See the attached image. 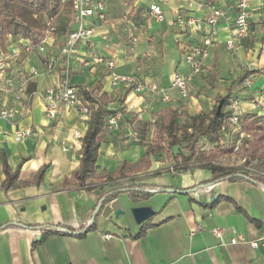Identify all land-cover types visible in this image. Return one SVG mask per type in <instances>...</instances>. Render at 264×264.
<instances>
[{"label":"crops","instance_id":"0c3cea01","mask_svg":"<svg viewBox=\"0 0 264 264\" xmlns=\"http://www.w3.org/2000/svg\"><path fill=\"white\" fill-rule=\"evenodd\" d=\"M152 2L105 0L108 20L87 17L85 25L95 26L90 44L97 54L116 60L115 71L134 74L142 82L169 89L170 102L160 100L150 89L134 92L114 88L108 68L96 63L91 46L85 42L78 44L71 58L73 84L98 95L106 92L110 96L109 108L125 109L119 129H107L102 134L97 172L117 170L123 161L137 162L153 140L156 122H161L169 107L179 110L180 123H188L191 115L211 112L218 95L230 91V96L240 99L244 112L240 130L230 129L228 136L221 133L217 142H210L215 147L209 151L226 149L234 134L237 141L252 139L251 133L242 128L245 117H264V109L255 108L256 98L264 93L262 1L251 0L250 33L237 39L232 49L226 42L233 35L238 14L235 0H168L162 3L163 20L150 15ZM212 7L221 8L225 15L209 44L207 72L193 78L189 96L183 97L179 90L171 88L172 77L175 72H189L184 51L205 43L210 36L212 26L206 17ZM72 17L71 3L63 4L52 20L58 27L57 34H45V52L25 51L23 43L30 40L11 34L4 44L0 43V109L14 110L11 120L0 121V264H264V180L217 179L210 169L198 167L197 162L179 168L173 159L172 164L165 163L164 159L171 158L158 153L152 155L149 171L138 173L134 182L126 178L105 183L103 188L95 187L94 174L87 178V187L70 181L81 164L90 114L72 107L50 119L43 96L64 72L62 63L47 72L44 59L46 55L59 54L73 27ZM179 17L195 22L183 26ZM17 44L22 50L21 58L4 59L2 52ZM31 66L37 67L39 74L31 75ZM250 75L252 86L243 88V81L235 83L240 76ZM20 87L25 90L18 93ZM144 122L150 123L148 130L153 127L151 141L141 140L149 138V131L148 136L139 134ZM21 126H33L34 132L16 141L14 135ZM75 131L81 136H75ZM4 159L13 173L18 171L7 188L3 186ZM43 166L46 170L37 181L34 178ZM137 185H142L143 191L149 190L148 199L134 202L124 191L94 219L105 193ZM164 187L177 191H164ZM137 205H151L155 213L138 224L131 211ZM118 209L122 211L116 214ZM92 224L84 235L76 234ZM215 227L222 229V238L215 236ZM48 228L73 233L60 230L43 236ZM238 235L246 240L232 243ZM37 236L41 238L37 240ZM256 239L259 245L254 247L251 241Z\"/></svg>","mask_w":264,"mask_h":264},{"label":"trees","instance_id":"16d2710c","mask_svg":"<svg viewBox=\"0 0 264 264\" xmlns=\"http://www.w3.org/2000/svg\"><path fill=\"white\" fill-rule=\"evenodd\" d=\"M65 3H71V0H0V43L4 44L7 35L20 36L28 38L33 43H38L45 37L46 20L52 19L58 15L61 7ZM246 77L240 76L235 80V83H241ZM81 92L84 98L93 104L89 106L90 121L83 140V154L81 164L76 169L70 181L77 183L80 186H86V180L94 174L97 184L103 188L105 183H116L123 179L130 178L133 182L136 180V175L141 172H148L152 166V155L165 153L168 158L175 161V165L179 168H186L190 162H197L198 167L208 168L212 171L214 178H222L229 180H237L240 178H251L262 183L263 177L257 175H249L242 171L240 166H230L219 164L210 161L204 153L206 150L198 153V142L201 137H205L209 142L214 143L219 140L223 119L226 114L225 106L231 97L229 91L226 95H218L213 109L209 113H199L189 116L188 123H180L179 118L181 113L178 109L167 108L162 116L159 125L156 124L153 132V140L147 145L145 152L140 156L135 163L123 161L120 168L112 172L107 169H102L97 172V159L99 156V147L102 142V134L107 130V117L114 112L108 107L110 96L103 92L101 95L94 94V90L81 87ZM150 123L144 122L140 128V133L145 136L148 132ZM264 127V117L257 114H248L245 117L242 128L243 131L251 133L253 138L245 137L240 148L244 147L243 152L246 155L250 154L252 145L255 140H264V135L258 133V130ZM254 132H251V131ZM246 144L248 146H246ZM239 148V149H240ZM187 151V152H185ZM203 153V154H202ZM241 169V170H240ZM46 170L43 166L35 176V180L42 179ZM4 171L6 179L3 186L9 187L18 171L12 172L6 159H4ZM159 171H154L149 174V177L157 175ZM65 181L68 178L64 179ZM90 189L91 187L88 186ZM142 185L129 186L127 188L114 189L105 193L101 207L94 215V219L100 215L103 207L120 193L127 191L130 198L134 202L146 200L151 195L149 192L143 191ZM144 223V222H143ZM93 224L85 231L76 232L78 235H84L87 230H90ZM144 227V226H143ZM60 230L48 228L43 236ZM71 231H63V233H73ZM62 232V231H60ZM141 235L139 233L137 236Z\"/></svg>","mask_w":264,"mask_h":264},{"label":"built area","instance_id":"2783aa9c","mask_svg":"<svg viewBox=\"0 0 264 264\" xmlns=\"http://www.w3.org/2000/svg\"><path fill=\"white\" fill-rule=\"evenodd\" d=\"M168 0H153L149 7L150 15L154 16L158 20L164 19V13L162 9V3ZM262 1V6L264 7V0ZM251 0H235L236 8L238 10L237 17L235 19V26L233 28V35L227 40V47L232 49L236 45L237 39L245 38L250 33L251 25V10H250ZM71 6L73 11L72 23L73 27L68 32V35L64 41V44L60 48V52L57 55H46L44 59V69L47 72H51L56 67L62 63L64 66V72L59 78L58 82L47 88L43 100L45 113L48 118L55 119L64 109L76 108L84 115L90 114L89 106L93 103L85 100L84 94L81 89L72 83V70H71V58L79 43L85 42L89 47L91 46L90 41L92 36L95 34L96 28L94 25H85V19L87 17H95L100 22H106L108 20V11L106 7L105 0H71ZM225 15L224 11L219 7H212L211 13L206 17V22L212 26L210 36L205 39V43L201 45L193 46L192 48L185 50L183 54L184 60L189 65V72L187 74L182 72H175L171 81V88H175L180 91L183 97L189 96V85L193 78L199 74L207 72V67L205 60L209 55V44L212 43V38L218 32V22ZM195 21L192 18L185 20L179 17V23L183 26L193 24ZM198 23V22H196ZM58 27L52 22V19L46 20V34H57ZM134 40H136L134 38ZM45 41L42 39L38 43H33L31 41L24 44L25 51L29 52L33 49L39 52H45ZM90 53L96 63L104 64L110 72L111 85L114 88L129 90L134 92H142L146 89H150L156 97L162 101L170 102L172 100L171 93L169 89L160 88L156 86L153 82H142L134 74H121L115 71L116 60L112 57H106L104 55H99L95 52L93 47L90 48ZM4 59L19 60L22 56V50L17 44L10 51L1 54ZM3 63V59H0V65ZM31 75L39 74V69L37 67H30ZM253 84V76H247L241 83V87H250ZM25 89L23 87L18 88V93L23 92ZM264 93H261L255 100V108L258 110L264 109ZM226 114L223 119V125L221 133L228 136L230 134V129L238 128L240 130L241 124L244 118V112L242 111L240 99L236 96H231L228 103L225 106ZM125 115V109L119 107L115 109L107 117L106 127L108 130H118L120 121ZM14 116V110L12 109H0V121L1 120H11ZM0 126V132H1ZM34 132L33 126H21L17 129L14 139L16 141H22L25 138L31 136ZM75 136H81L78 131H75ZM202 150L209 151L215 146L210 144V142L202 137L201 139ZM242 138L237 141L235 150H239L241 146ZM245 158H243V161ZM243 172L249 175H257L264 178V171H259L255 167L244 166ZM64 231L62 228L59 229ZM213 232L216 237L222 238V229L215 227ZM246 238L242 235L234 237L231 242L238 243L245 241ZM252 246L257 247L259 245V240H252Z\"/></svg>","mask_w":264,"mask_h":264},{"label":"rangeland","instance_id":"374dc122","mask_svg":"<svg viewBox=\"0 0 264 264\" xmlns=\"http://www.w3.org/2000/svg\"><path fill=\"white\" fill-rule=\"evenodd\" d=\"M158 120V119H157ZM187 122H183L185 124ZM157 125L160 124L159 121L156 122ZM149 132V138L143 137L141 138L142 141H151L152 139L150 138L153 127H150ZM141 134V133H139ZM261 135H264V130L261 129L260 133ZM142 136V134H141ZM148 136V134L146 135ZM233 136V133H232ZM200 143H198L199 147ZM237 145V135L234 134L232 139L228 142V147L224 150H212L207 153H204L205 156L210 159V161H213L215 163L219 164H225V165H235V166H240V168L244 169V166H251L255 167L259 171H264V140H255L254 144L252 145V149L250 151L249 155H246L243 152L244 147L240 148L239 150H235V146ZM198 153L202 152L201 149H197ZM187 152V151H185ZM203 154V153H202ZM243 158L245 160L243 161ZM162 161V160H161ZM165 163L172 164L173 160L169 159L163 160ZM162 168V167H161ZM167 168V167H165Z\"/></svg>","mask_w":264,"mask_h":264},{"label":"water","instance_id":"95a60500","mask_svg":"<svg viewBox=\"0 0 264 264\" xmlns=\"http://www.w3.org/2000/svg\"><path fill=\"white\" fill-rule=\"evenodd\" d=\"M161 189L164 191H177L173 188H168V187H164ZM146 192H149V190ZM102 202H103V199L100 203L99 208L101 207ZM99 208L96 210L95 214L97 213ZM121 211H122L121 209H118L116 211V214H119ZM131 211L138 224L145 222L148 218H150L155 213V209L151 205H137V206L132 207ZM40 238L41 236H37L36 239L39 240Z\"/></svg>","mask_w":264,"mask_h":264}]
</instances>
